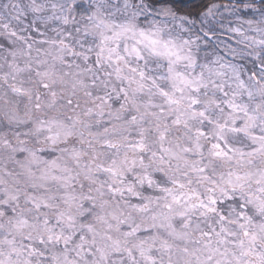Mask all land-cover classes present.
Masks as SVG:
<instances>
[{
  "label": "snow or ice",
  "instance_id": "snow-or-ice-1",
  "mask_svg": "<svg viewBox=\"0 0 264 264\" xmlns=\"http://www.w3.org/2000/svg\"><path fill=\"white\" fill-rule=\"evenodd\" d=\"M0 264H264V0H0Z\"/></svg>",
  "mask_w": 264,
  "mask_h": 264
}]
</instances>
